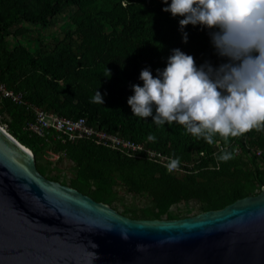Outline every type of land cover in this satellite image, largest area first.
<instances>
[{
  "label": "trees",
  "instance_id": "obj_1",
  "mask_svg": "<svg viewBox=\"0 0 264 264\" xmlns=\"http://www.w3.org/2000/svg\"><path fill=\"white\" fill-rule=\"evenodd\" d=\"M65 5L76 7L82 14V53L64 48L56 54L34 57L21 44L9 48L6 36L17 21L45 24ZM167 6L163 0H0V81L16 92H23L25 99L36 104L55 94L62 81L69 94L64 100L70 109L66 116L84 115L91 125L145 142L148 147L179 157L181 161L200 159L182 180H175L155 160L128 156L91 139L47 141L26 131L33 138L19 137L12 129L8 131L35 155L38 148L46 149L55 144L76 164L81 177L101 181L119 173L129 191L146 192L161 207H168L180 198H196L201 211L220 209L239 198L253 195V184H259L261 191L264 157L246 152L234 154L233 159L220 162L217 169L215 156L220 151L213 154L215 142L224 144L218 135L214 137V144L208 145L202 139L196 140L175 122L171 126L167 122L164 126H156L153 121L155 106L153 116L139 118L134 116L127 103L134 95L132 85L143 86L141 70L148 68L156 77V70L166 67L173 49L179 48L193 56L197 67L208 62L217 68L228 62L227 57L217 54L212 44L211 32L216 29L188 25L183 29L188 35L185 43L179 25L183 17L163 11ZM106 24L113 28L112 33H105ZM96 90L102 95L103 105L91 102ZM75 98L82 101L80 106L72 105ZM8 101L12 106L26 109L25 105ZM150 134L156 137L155 141L148 140ZM244 135L254 145L264 148V142L255 144L253 141V130ZM244 135L239 136L241 142ZM76 188L86 193L82 188ZM92 197L111 205L109 199L100 195L92 194ZM142 217L154 218L155 214L146 212Z\"/></svg>",
  "mask_w": 264,
  "mask_h": 264
},
{
  "label": "water",
  "instance_id": "obj_2",
  "mask_svg": "<svg viewBox=\"0 0 264 264\" xmlns=\"http://www.w3.org/2000/svg\"><path fill=\"white\" fill-rule=\"evenodd\" d=\"M0 264H264V186L192 216L132 218L47 178L0 125Z\"/></svg>",
  "mask_w": 264,
  "mask_h": 264
},
{
  "label": "clouds",
  "instance_id": "obj_3",
  "mask_svg": "<svg viewBox=\"0 0 264 264\" xmlns=\"http://www.w3.org/2000/svg\"><path fill=\"white\" fill-rule=\"evenodd\" d=\"M163 11L181 16L183 42L188 25H201L211 32V41L220 57L228 62L217 68L205 62L197 67L193 56L173 49L163 70L154 77L150 69L140 72L143 86L132 85L134 95L127 100L134 116H155L156 126L174 122L186 133L208 145L217 135L224 147L215 156L220 162L234 158L228 150L229 138L242 136L252 130H264V0H163ZM109 74L110 71L108 70ZM92 103H104L96 90ZM155 141L154 135L148 136ZM179 157L169 158L165 167L178 170ZM110 230V229H109ZM122 238L128 236L121 233ZM95 246V245H94Z\"/></svg>",
  "mask_w": 264,
  "mask_h": 264
},
{
  "label": "rangeland",
  "instance_id": "obj_4",
  "mask_svg": "<svg viewBox=\"0 0 264 264\" xmlns=\"http://www.w3.org/2000/svg\"><path fill=\"white\" fill-rule=\"evenodd\" d=\"M82 24L83 17L81 12L74 6L65 5L60 13L51 17L45 24H33L25 20L17 21L6 36V39L10 49L21 44L34 57L56 54L64 48L80 54L83 51L81 46L82 34H80L83 29L81 27ZM112 30L113 28L110 25H105V33H112ZM99 70L104 71L101 68ZM68 97V89L61 81L58 85V91L48 96L44 102L40 103L41 105L31 103L48 111L66 116L70 112V109L64 100L68 99ZM71 103L72 105L80 106L82 101L79 98H75ZM26 109L12 106L8 98L3 97L0 93V125L7 130L12 129L19 137L33 138L31 135L25 133V125L28 115H30V111ZM28 112L29 114L27 115ZM253 141L255 144L264 142V130H253ZM39 144L38 142L37 146ZM53 153L58 154V156L54 158ZM35 157L39 171L47 178L75 188L78 186L86 192L85 194L90 196L97 194L107 198L110 200L113 208L132 218H144L142 214L146 212H154V218L158 219H176L202 212L201 204L196 198H180L168 207H161L148 193L129 191L119 173H113L110 177L101 181L81 177L78 174L76 164L67 157L64 150L57 149L55 144L47 146L46 149L38 148ZM246 158L248 159V156ZM258 163L259 165H263L262 161H258ZM166 171L175 180H182L188 172L186 169H178L173 172ZM252 191L253 195L259 193V184H253ZM161 209L165 210L161 211ZM157 213H160L159 217H156Z\"/></svg>",
  "mask_w": 264,
  "mask_h": 264
},
{
  "label": "built area",
  "instance_id": "obj_5",
  "mask_svg": "<svg viewBox=\"0 0 264 264\" xmlns=\"http://www.w3.org/2000/svg\"><path fill=\"white\" fill-rule=\"evenodd\" d=\"M0 93L3 97L27 107L30 111V118L26 122L25 131L31 135L44 138L47 141L53 139L61 140L62 142H75L83 139H91L98 145L119 151L128 156L136 158L147 157L155 160L164 167L169 158H174L173 156L148 147L145 142H137L130 138L108 132L98 126L91 125L88 118L84 115L76 117L64 116L39 107L25 99L22 92H16L8 88L1 81ZM222 147H224V144L217 141L213 154L220 151ZM228 149L235 150L234 154H245L246 152L249 155L255 154L258 158L264 157V148L251 143L247 135L243 136L242 142L239 136L231 139L228 144ZM57 156L58 154L53 153L54 158ZM199 161L200 159L191 162L183 160L181 161L179 169H186L188 171Z\"/></svg>",
  "mask_w": 264,
  "mask_h": 264
},
{
  "label": "bare ground",
  "instance_id": "obj_6",
  "mask_svg": "<svg viewBox=\"0 0 264 264\" xmlns=\"http://www.w3.org/2000/svg\"><path fill=\"white\" fill-rule=\"evenodd\" d=\"M2 126V125H1ZM2 128L5 130V131H7L12 137H14L6 128H4L3 126H2Z\"/></svg>",
  "mask_w": 264,
  "mask_h": 264
}]
</instances>
